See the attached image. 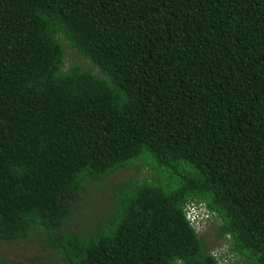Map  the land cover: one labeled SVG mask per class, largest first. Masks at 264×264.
I'll return each mask as SVG.
<instances>
[{
  "label": "trees",
  "instance_id": "trees-1",
  "mask_svg": "<svg viewBox=\"0 0 264 264\" xmlns=\"http://www.w3.org/2000/svg\"><path fill=\"white\" fill-rule=\"evenodd\" d=\"M61 38L101 75L63 70ZM137 162L153 179L61 231ZM189 202L264 264V0H0V240L45 230L61 264H220Z\"/></svg>",
  "mask_w": 264,
  "mask_h": 264
},
{
  "label": "rangeland",
  "instance_id": "rangeland-1",
  "mask_svg": "<svg viewBox=\"0 0 264 264\" xmlns=\"http://www.w3.org/2000/svg\"><path fill=\"white\" fill-rule=\"evenodd\" d=\"M62 39L64 47L63 70L77 65L83 70H89L101 75L98 69L86 58L71 48L67 40ZM137 163L129 168L119 169L105 180L89 184L83 198L75 203L72 214L61 231H76L82 235L94 230L103 221L112 207V185L125 179H153L154 172L147 166ZM207 222L200 231L201 238L208 249L217 255H223L220 264H242L244 260L229 250V241L216 237V228L220 219L209 215ZM45 230H32L26 238L11 242L0 240V264H61L57 251L47 245Z\"/></svg>",
  "mask_w": 264,
  "mask_h": 264
},
{
  "label": "built area",
  "instance_id": "built-area-1",
  "mask_svg": "<svg viewBox=\"0 0 264 264\" xmlns=\"http://www.w3.org/2000/svg\"><path fill=\"white\" fill-rule=\"evenodd\" d=\"M185 217L189 223L200 232L203 229V217H208V212L201 203L189 202L185 205Z\"/></svg>",
  "mask_w": 264,
  "mask_h": 264
}]
</instances>
